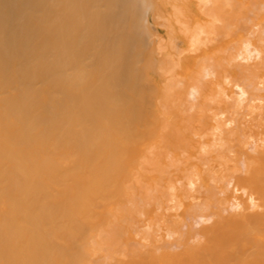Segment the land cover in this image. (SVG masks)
<instances>
[{"label": "bare ground", "instance_id": "1", "mask_svg": "<svg viewBox=\"0 0 264 264\" xmlns=\"http://www.w3.org/2000/svg\"><path fill=\"white\" fill-rule=\"evenodd\" d=\"M0 264H264V0H0Z\"/></svg>", "mask_w": 264, "mask_h": 264}, {"label": "rangeland", "instance_id": "2", "mask_svg": "<svg viewBox=\"0 0 264 264\" xmlns=\"http://www.w3.org/2000/svg\"><path fill=\"white\" fill-rule=\"evenodd\" d=\"M120 5L121 6H119V10L122 12V16H124L127 19V17H129L128 15L134 14L136 11H138L137 7H140V1H123V3H121ZM121 12H120V14H121ZM118 13H113V15L111 16V19L112 20L114 19L117 21V19L119 18L117 15ZM122 20H125V19L122 18ZM124 33H125V31H124Z\"/></svg>", "mask_w": 264, "mask_h": 264}]
</instances>
